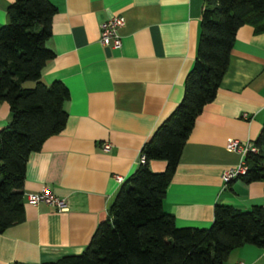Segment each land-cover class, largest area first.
I'll use <instances>...</instances> for the list:
<instances>
[{"label":"crops","instance_id":"crops-1","mask_svg":"<svg viewBox=\"0 0 264 264\" xmlns=\"http://www.w3.org/2000/svg\"><path fill=\"white\" fill-rule=\"evenodd\" d=\"M12 1L0 0V25ZM47 1L55 11L45 45L54 55L40 79L66 86V121L27 156L22 194L46 186L62 206L31 204L22 196V220L0 232V264L53 261L83 250L106 219L117 178L133 171L142 144L182 96L203 5V0ZM114 15L124 21L116 48L98 41L99 24ZM263 118L264 31L242 24L214 97L195 117L164 190L162 208L177 227H208L215 204L242 211L264 207V180L220 179L238 161L225 141H253ZM8 119V105L0 101V128ZM103 143L109 144L106 150ZM164 165L147 163L154 172ZM223 264H264V249L243 244Z\"/></svg>","mask_w":264,"mask_h":264},{"label":"trees","instance_id":"trees-1","mask_svg":"<svg viewBox=\"0 0 264 264\" xmlns=\"http://www.w3.org/2000/svg\"><path fill=\"white\" fill-rule=\"evenodd\" d=\"M54 11L47 0H13L0 25V101L9 109L8 122L0 128V232L22 220L27 156L66 121V86L40 79L42 67L54 55L45 45ZM242 24L264 31V0H203L195 57L182 96L142 144L144 162L120 182L106 219L79 254L32 264H223L243 244L264 249L261 205L242 211L215 204L206 228L177 227L162 208L182 146L195 117L214 97ZM251 142L256 152L246 153L245 172L238 175L245 182L264 180V118ZM149 160L164 161V169L151 171Z\"/></svg>","mask_w":264,"mask_h":264},{"label":"built area","instance_id":"built-area-1","mask_svg":"<svg viewBox=\"0 0 264 264\" xmlns=\"http://www.w3.org/2000/svg\"><path fill=\"white\" fill-rule=\"evenodd\" d=\"M123 18L121 16H110L102 23L99 24L98 41L101 44H109L112 47H119V29L123 26ZM109 147L108 143H103L101 145L102 150H106ZM224 147L228 150L234 151L238 155V161L235 165L227 167L222 170L220 174V179L223 184L229 182L231 179L242 175L245 172L246 165L244 162V157L246 153L256 152L255 146L251 141H240L235 138H228L225 141ZM138 162L143 163L144 157L141 153L138 155ZM119 182L122 181L121 178H117ZM25 201L31 204L37 203H47L54 204L56 207L60 208L62 203L57 199L51 191L46 187L42 186L37 192H29L22 194Z\"/></svg>","mask_w":264,"mask_h":264},{"label":"rangeland","instance_id":"rangeland-1","mask_svg":"<svg viewBox=\"0 0 264 264\" xmlns=\"http://www.w3.org/2000/svg\"><path fill=\"white\" fill-rule=\"evenodd\" d=\"M29 84V82H27Z\"/></svg>","mask_w":264,"mask_h":264}]
</instances>
